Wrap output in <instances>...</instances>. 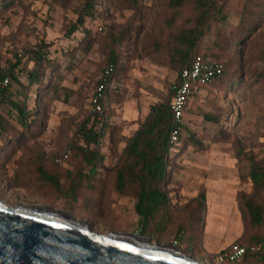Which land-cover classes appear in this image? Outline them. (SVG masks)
<instances>
[{
    "label": "rangeland",
    "instance_id": "obj_1",
    "mask_svg": "<svg viewBox=\"0 0 264 264\" xmlns=\"http://www.w3.org/2000/svg\"><path fill=\"white\" fill-rule=\"evenodd\" d=\"M99 1L96 16L86 17L75 32L69 30L84 0H14L0 8V69H12L6 77L8 82L0 83L4 96L0 115L9 120L12 134L0 137V147L6 145L7 136L14 137L23 130L13 118L17 112L10 101L35 112L29 127L33 134L27 135L10 156L8 152L0 156V198L10 205H48L69 211L101 234L115 231L139 235L138 223L131 226L137 219L136 199L120 197L114 191L113 170L152 108L171 101L178 80L166 48L159 52L154 42L169 15L168 0ZM217 1L224 3L226 16L220 14L221 19L212 22L198 51L217 53L223 44L227 74L215 84L199 86L191 97L184 129L168 156L166 189L172 199V222L165 232L157 234L150 228V235H143L162 244L178 239L176 246L188 248V254L200 261L256 264L252 256L235 262H218L212 256L232 242L252 240L255 234L244 218L242 204L244 198L256 195L252 164L264 160V9L254 34L240 45L229 37L240 33L236 25L245 0ZM260 1L264 7V0ZM193 16L187 7L177 26H185V18ZM42 48L48 51L45 60L55 63V68L49 82L42 77L38 87L44 89L36 94L38 87L31 85L28 73L35 65L31 52ZM112 52L117 65L109 72ZM106 78L109 81L100 116L93 111V98L99 82ZM85 123L97 129L104 127L102 179L94 185L97 188L84 185L77 201L69 205L72 195L67 192L69 196L62 199L63 195L43 184L37 165L44 162L51 170L60 168L63 188L69 189L74 177L66 173L76 174L80 165L70 145ZM8 144L15 146L14 142ZM61 157L63 163H59ZM88 204L103 208L106 216L99 223L83 211ZM72 208L83 212L77 217ZM118 213L123 216H115ZM180 224L185 230L177 236ZM204 241L214 255L203 248Z\"/></svg>",
    "mask_w": 264,
    "mask_h": 264
},
{
    "label": "trees",
    "instance_id": "obj_2",
    "mask_svg": "<svg viewBox=\"0 0 264 264\" xmlns=\"http://www.w3.org/2000/svg\"><path fill=\"white\" fill-rule=\"evenodd\" d=\"M13 2L14 0H3L0 2V8L8 7ZM98 4H100L99 0H84V3L79 9L78 19L72 25L69 32H75L79 27L83 26L86 22V17H95L96 6ZM167 6L169 15L165 19L163 28L159 31L154 42L159 52H161L160 48H166L170 68L178 72V80L174 84L177 85L180 82V73L191 64L197 54L209 55L222 61L221 49L223 48V44L218 46V48L220 47V51L217 53L211 51L199 52L198 50L199 42L209 30L212 22L221 19L220 14H222L221 16L223 18L226 15L223 14L225 12L224 3L220 5L217 0H168ZM187 7L191 8L194 16L192 19L186 17L184 20L185 26L178 27L177 22ZM263 9L264 7L261 5L260 0H245L243 8L238 14L239 22L236 25L239 27L240 33L234 36L231 35L229 38L243 45L260 25ZM249 18L250 20H248ZM246 19L248 22H246ZM164 39L166 40L165 42ZM47 52L45 48L31 52V61L35 64L28 73L31 85L38 87L42 77L49 82L51 73H54L55 63L45 60L47 58ZM112 54L109 72L114 71L117 65L116 55L114 52ZM227 70V64H224L221 76L215 78L209 84H215L224 79ZM11 71L12 69L8 72L0 69V83L7 76L11 75ZM107 81H109L108 78L99 82V85L103 84L105 86L104 95L107 93ZM42 89L44 87H38L36 94H39L38 91H42ZM171 94L172 101L174 96L173 89ZM104 97L101 99V103H103ZM3 99V92L0 91V102ZM171 101L166 104L156 105L152 108L147 122L143 124L131 139L125 148L120 163L113 170L115 172L113 182L114 191L120 197H134L136 199L134 214L137 219H135V222L133 219V225L131 226L133 227L134 223H138L141 232L147 236L150 235V228L157 231V234L165 232L173 218L172 199L169 191L166 189L170 176L168 156L169 150L173 146L169 142L172 120ZM10 103L17 112L13 115V118L17 122H20L23 130L17 132L14 137H6V145L0 147V156L2 157L5 152H8V156H10L21 146L24 138H27V135L33 134L29 132V127L33 123V119L31 118L35 115V112L28 110L25 104L15 101H10ZM207 118L214 120V117L211 116H207ZM8 127L9 120L0 115V137L12 134L8 131ZM183 129L184 123L182 131ZM103 137L104 127L102 129H97L94 125L88 127L87 123L80 127L75 140L70 145L72 156L79 160L80 165L76 174L70 171L66 173L67 176L74 177L69 189L65 191L63 188L64 183L61 176V169L51 170L44 162H39L37 165L39 180L43 184L52 187L56 193L63 195L62 199L68 197L69 194L67 192H69L72 195V200L69 202V205L77 201V196L84 185L89 187L93 186L91 187L92 189L97 188L94 185H98L101 182L102 178L99 177V173L104 167L103 163L105 160V155L101 150ZM9 142H14L15 146L12 144L8 146ZM64 161L65 159L61 157L59 163H63ZM56 165L59 167L58 164ZM251 177L254 182L256 195L244 198L242 212L245 220L255 230V234L252 240L250 239L248 242L238 241L248 248L254 244L264 243V160L252 164ZM64 202H66V199ZM72 209H74L73 214L77 217L85 211L86 214L93 217L96 223H99L101 218L106 216L101 211L103 208L97 209L89 204L83 206L82 212H78L75 208ZM115 216L123 215L118 213ZM131 217L133 218V216ZM196 218L199 220L202 219L199 215ZM184 230L183 224L178 225L177 236L181 235ZM175 241L178 243V239H175ZM183 251L188 253V248H185ZM248 256H252L256 264H264V255L259 256L256 253H251L248 249L244 257Z\"/></svg>",
    "mask_w": 264,
    "mask_h": 264
},
{
    "label": "water",
    "instance_id": "obj_3",
    "mask_svg": "<svg viewBox=\"0 0 264 264\" xmlns=\"http://www.w3.org/2000/svg\"><path fill=\"white\" fill-rule=\"evenodd\" d=\"M0 264H212L141 232L101 234L69 211L0 198Z\"/></svg>",
    "mask_w": 264,
    "mask_h": 264
},
{
    "label": "built area",
    "instance_id": "obj_4",
    "mask_svg": "<svg viewBox=\"0 0 264 264\" xmlns=\"http://www.w3.org/2000/svg\"><path fill=\"white\" fill-rule=\"evenodd\" d=\"M224 63L220 59L205 54H197L191 64L184 68L180 73V82L174 85V96L172 98L170 108L172 112L171 128H170V144H175L179 140L182 132L185 110L193 96L195 90L199 86L208 85L215 78L220 77L223 73ZM8 82V78L4 79ZM105 86L100 84L93 98V111L102 116L101 99L104 96ZM175 245L178 243L175 241ZM248 249L251 253L259 256L264 255V243L254 244L246 247L239 242L232 243L229 247L219 251L214 256L218 262L232 261L235 262L245 256Z\"/></svg>",
    "mask_w": 264,
    "mask_h": 264
},
{
    "label": "crops",
    "instance_id": "obj_5",
    "mask_svg": "<svg viewBox=\"0 0 264 264\" xmlns=\"http://www.w3.org/2000/svg\"><path fill=\"white\" fill-rule=\"evenodd\" d=\"M197 89H198V88H197ZM197 89H196V90H197ZM196 90H195V92H196ZM195 92H194V94H195ZM194 94H193V95H194ZM186 111H187V108H186V110H185V114H186ZM151 112H152V110H151ZM184 119H185V117H184ZM235 242H238V241H235ZM232 243H234V242H232ZM232 243H231V244H232ZM231 244H230V245H231ZM203 245H204L203 248H204L206 251H208L210 254L215 252V251H213L211 248H208V249L206 248V246H205V241H204V244H203ZM230 245H228V246L226 245V246H223V247L219 248L214 254H216V253H218L219 251L225 249L226 247H229ZM214 254H211V255H214Z\"/></svg>",
    "mask_w": 264,
    "mask_h": 264
}]
</instances>
